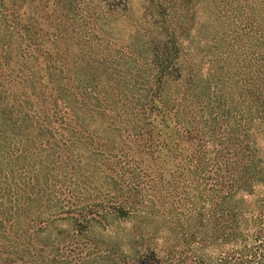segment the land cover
I'll return each mask as SVG.
<instances>
[{
    "label": "trees",
    "instance_id": "1",
    "mask_svg": "<svg viewBox=\"0 0 264 264\" xmlns=\"http://www.w3.org/2000/svg\"><path fill=\"white\" fill-rule=\"evenodd\" d=\"M199 1L0 0L1 263L264 264V0Z\"/></svg>",
    "mask_w": 264,
    "mask_h": 264
},
{
    "label": "rangeland",
    "instance_id": "2",
    "mask_svg": "<svg viewBox=\"0 0 264 264\" xmlns=\"http://www.w3.org/2000/svg\"><path fill=\"white\" fill-rule=\"evenodd\" d=\"M99 1L105 2L107 4H111V5H114L117 7H121L123 9V6H125L127 4L128 0H99ZM215 2H216L215 5H217L219 7L222 6L225 8V6H223V2H221V0H216ZM10 3H9V0H3V5L7 8H10ZM207 4H208V2L203 3L202 0H200L198 3H196V5H194V8H195V24L194 25L195 26H194V30L192 32L193 40L196 39V37L198 36L197 30H198L199 26L201 24L205 23L206 21H209L212 17V11H213L212 9L214 7L212 5H210L208 7ZM13 6H14V4H13ZM222 7H221V9H222ZM0 9L3 11L2 8H0ZM129 23H130L129 19L125 18V16L122 17L121 23H118V28H117V34L118 35L117 36H119L118 38L120 39V41L122 43H125L127 41L128 31H129ZM6 25H8V23L3 20V16L0 13V33L1 34L3 33V35L0 36V39H2V37H4V35H6V32H5V26ZM17 61H19L18 58H17ZM205 70H206V66H203L202 71L205 72ZM255 146L257 148H259L261 150L262 155H264L263 144H262L261 139L260 140L256 139ZM263 190H264L263 186H257L255 188V193L258 194V193L262 192ZM249 198L250 197H248V199ZM127 226L128 225L126 224L125 227H127ZM0 264H3V263H1V261H0Z\"/></svg>",
    "mask_w": 264,
    "mask_h": 264
}]
</instances>
